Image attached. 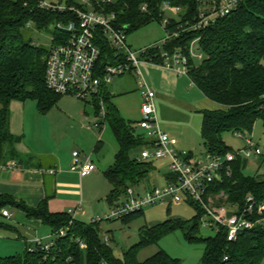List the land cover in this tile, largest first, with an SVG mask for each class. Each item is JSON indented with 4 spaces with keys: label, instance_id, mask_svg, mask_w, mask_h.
<instances>
[{
    "label": "trees",
    "instance_id": "1",
    "mask_svg": "<svg viewBox=\"0 0 264 264\" xmlns=\"http://www.w3.org/2000/svg\"><path fill=\"white\" fill-rule=\"evenodd\" d=\"M90 1L95 10L114 14L115 27L127 35L155 22L162 25L166 5L180 9L177 15H169L170 23L165 28V32H176L178 37L172 38L164 49L172 52L181 49L189 55L192 43L199 39L204 59L199 65L190 61V80L205 98L221 106L218 110L201 112V136L208 154L234 151L223 140V134L250 135L258 121L264 126V0H239L236 10L198 32L191 26L198 21L204 8L202 0H121L118 4L100 7ZM61 5L86 10L82 0H61ZM77 20L72 11L41 7V0H0V167L20 159L16 145L21 138L14 136L10 129L11 103L34 101L41 113H47L61 98L46 87V65L52 48L65 44L69 34L55 28L53 45L45 49L35 45L29 37L30 26L47 31L58 24L68 25ZM97 34L101 50L99 64L104 69L117 63L118 58L102 31ZM103 97L105 121L119 145L114 164L104 173L111 186L106 201L113 207L126 198L129 188L141 187L156 167L155 162L135 161L133 154L149 147L150 142L136 136V124L121 117L106 88ZM93 103L99 115L98 103ZM98 124L101 127L104 122ZM248 164V160L238 159L232 165L231 176H225L215 185L214 192H224L231 206L243 208L249 195L254 196L257 204H264V174L246 175ZM189 206L196 212L192 220L169 219L153 227H144L139 243L125 251L122 258H117L111 248V238L109 244L105 242L104 221L84 223L67 212L52 213L48 198L34 208L22 200L0 196V212L14 207L28 218L40 220L51 229L53 236L61 230L67 231L65 237H56L49 252L27 249L21 255L0 256V264H183L164 250L140 260L143 250L178 231L189 244L204 246L200 264H263L264 230L245 233L232 243L227 241L225 230L204 238L200 232L205 215L195 204ZM143 217L144 210L118 221L128 225Z\"/></svg>",
    "mask_w": 264,
    "mask_h": 264
},
{
    "label": "built area",
    "instance_id": "2",
    "mask_svg": "<svg viewBox=\"0 0 264 264\" xmlns=\"http://www.w3.org/2000/svg\"><path fill=\"white\" fill-rule=\"evenodd\" d=\"M204 8L198 17V21L191 26L193 31H200L208 26L224 19L237 9L239 0H215L204 1ZM99 7L111 4L109 0H93ZM82 5L86 10L54 5L41 0V7L64 12L66 10L74 12L78 20L68 25L58 24L57 29L69 34L68 41L60 46L52 48L46 65L45 84L49 91L60 96H73L79 101L88 103L97 102L100 113L106 118V105L104 100V90L115 77L123 76L128 72H135L141 90L142 120L136 124V128L146 133V139L150 146L142 148L139 155L135 156V161L161 162L169 168L171 178L167 180L168 185L161 188H153L142 194L136 192L138 187L127 190L126 198L119 204L111 207L110 214L106 216V221L123 220L132 214L143 211L155 205H181L190 203L198 206L204 213L202 228L214 231L215 234L221 230L227 232V241L232 243L238 238L256 229L264 230V204H257L254 196L246 198L245 206H231L227 203V196L224 192H214L215 185L221 183L224 177L231 176L232 165L238 159L258 160L263 155V150L259 144L248 135L236 133V137L243 141L242 148L226 154L211 155L196 154L178 149L179 142L171 138L162 129L157 117L156 93L147 84L140 71V65L145 63L162 68L178 77L190 80L191 48L189 55L181 49L168 51L164 47L175 37L176 32L166 33V37L161 43H155L140 50H133L128 44L127 34L124 30L115 27L116 19L114 14L105 11H97L92 7L90 0H82ZM165 12L177 15L179 8L165 6ZM169 17L165 18L163 24L165 28L169 25ZM98 31H102L110 47L116 52L118 62L108 65L104 69L100 67L101 50L98 45ZM198 59L203 61L204 55H198ZM191 81V80H190ZM105 124V123H104ZM104 126V125H103ZM103 126L96 124L98 130ZM70 172L77 174L81 178L92 175L97 169L90 158L82 156L79 152L72 155ZM5 169H15L16 164H9L1 167ZM140 188V187H139ZM76 212L69 214L73 219ZM232 213L230 217L229 214ZM4 217H10L7 210L2 212ZM103 220L95 219L93 222ZM66 230H61L55 237H65ZM105 242L110 243L108 235ZM53 243L44 244L42 240L36 239L29 252L43 251L49 252ZM82 247L84 245L82 244Z\"/></svg>",
    "mask_w": 264,
    "mask_h": 264
},
{
    "label": "rangeland",
    "instance_id": "3",
    "mask_svg": "<svg viewBox=\"0 0 264 264\" xmlns=\"http://www.w3.org/2000/svg\"><path fill=\"white\" fill-rule=\"evenodd\" d=\"M109 1L111 4H118L121 0ZM168 14L169 13L165 14V18L169 17ZM55 28L56 27L53 26L47 31H39L31 25L28 35L35 45L50 49L53 45V31ZM165 37L164 24L161 25L157 22L127 35L128 44L133 50H140L155 43H161ZM201 53L202 51L199 43L194 42L191 48V57L196 65L202 62L198 59V55ZM140 71L147 84L156 94L161 92V94L168 97V99L175 98L179 100L177 101L176 114L174 115L175 123L173 122L176 126V130L178 133L185 135L190 142L194 143L196 148L194 149L197 150L198 154H206L201 136L202 116L199 112L202 110H209L208 108L210 106L214 107L217 106V104L204 98L196 87H192L188 78H180L171 72L162 70V68L145 63L140 65ZM163 73L169 77L165 78ZM178 78L183 80H179ZM106 89L112 97V104L118 109L121 117L125 121L137 124L142 120L141 90L135 72H128L123 76L115 77ZM26 103L27 105H35V110L29 115L28 125L34 130V133H36L34 138H38L39 142L43 143V146H50L51 143H60V141H63L66 150H70V153H72L71 155H73L74 152H79L82 156L92 158L97 165H99V163L102 165L106 164L105 169H102L101 165H99L98 173L101 174V177H95L86 184V180L84 181V191L90 206H95L94 210L99 213L95 219L99 218L104 221L102 223L103 233L111 238V248L117 258H122L125 251L139 243V234L144 227H153L169 219L189 221L196 216L194 208L187 204H158L144 209V217L128 225L124 224L122 221H106V216L110 214L111 209L106 201V197L110 193L111 186L105 179L104 173L108 170L109 166L113 164L119 145L108 123L104 120V116L101 113L96 116L94 103L92 101L85 103L69 95L61 96L58 103L47 113H41L34 101H28ZM190 105H192L191 107L193 109L188 108ZM217 107L221 108L219 105ZM156 108L161 129L171 138H176L174 136H178L177 133L171 134L166 130L167 127L164 125L163 115L159 110L157 95ZM86 114L90 115L88 117L93 120L92 123L89 124L86 121ZM166 118H168V116H166ZM101 121L105 123L102 131L96 128V124ZM90 127L92 128L90 129ZM91 131L96 132L97 141L93 143L90 140V142H88L89 144H87V137L92 139L90 134ZM136 136L146 138V133L136 128ZM248 136L252 137L259 144L260 148L263 150V155L258 160L253 159L249 161L245 174L248 176L262 175L264 174L263 122L258 121L254 127L253 133ZM100 139L104 142V147L98 152L96 149ZM176 140L179 139L176 138ZM223 140L234 150L242 148L244 144L233 132L223 134ZM83 141H86L85 144ZM91 142L94 146L92 148L90 147V149H86L84 146L90 145ZM83 144L84 146H82ZM74 149L75 151H73ZM179 150L188 152L193 151L185 149ZM139 152L133 154V156L139 155ZM154 164L156 167L155 171L152 172L150 177L143 182L136 192L138 191L144 194L150 189L161 188L168 185L167 180L168 177L171 176L169 168L161 162H155ZM81 208L83 210L85 206L82 205ZM79 220L81 222L87 221V219L81 218ZM200 235L207 238L214 236L215 232L202 228ZM53 239L55 241L56 237L54 236ZM47 243L48 242H45L44 244ZM160 250H164L171 257L181 260L183 264H200L204 255V246L189 244L185 240L183 234L178 231L164 237L157 245L143 250L140 255V260L144 261L150 258Z\"/></svg>",
    "mask_w": 264,
    "mask_h": 264
},
{
    "label": "crops",
    "instance_id": "4",
    "mask_svg": "<svg viewBox=\"0 0 264 264\" xmlns=\"http://www.w3.org/2000/svg\"><path fill=\"white\" fill-rule=\"evenodd\" d=\"M45 1L50 4L61 5V0ZM163 76L165 78L169 77L165 73H163ZM180 78L178 79L183 80ZM190 84H192V82ZM192 87L195 86L192 84ZM156 95L159 102V110L164 118V125L167 127V129L165 128L167 132L178 134V136L175 135L174 137L180 140H177L179 141V149L193 150L195 148L194 143L190 142L185 135L178 133L174 124V115L176 114L177 101L179 100L175 98L168 99V97L162 95L161 92H158ZM202 96L204 95L202 94ZM191 106L192 105L188 106V108L193 109ZM217 106H210L208 109H221ZM33 110H35V105H27L26 102L13 101L11 103L10 129L14 136L21 138V141L16 145V150L20 155V159L10 162L11 164H16L15 169L0 167V196H9L22 200L28 206L34 208L38 207L48 198L50 212L70 213L72 211H78L75 218L77 221H80L79 219L81 218L87 219L84 223L93 222L99 213L94 210L95 206H90L85 197L84 181L86 180V184L95 177H101V174L98 173L99 165H101L102 169H105L106 164L102 165L99 163V165H97L96 162L90 158L97 169L92 175L81 178L77 174L71 173L72 153H70V150H66L63 141H60V143H51L50 146L45 144V146H43V143L39 142L38 138H34L36 133H34V130L28 125L29 115ZM202 111L199 112L201 116ZM86 116V121L89 124L92 123L93 120L88 117L90 115L86 114ZM166 116H168V118H166ZM91 128L92 127H90V129ZM90 134L92 139L87 137V144H89L88 142H90V140L93 143L97 141L96 132L91 131ZM83 142L85 144L86 141ZM92 142L90 145L84 146L83 144L82 146L86 149H90V147L92 148L94 146ZM99 143H101L100 148H98V150L96 149L98 152L104 147V142L101 139ZM195 149L192 152L198 153ZM73 151H75V149ZM111 166H109V168ZM82 205L85 206L83 210L81 208ZM4 210L9 211L10 217H4L2 215ZM53 237L49 227L45 226L40 220L28 218L23 211L17 210L14 207H6L0 212V256L21 255L33 246L36 239L42 240L43 243L48 242L47 244H50L54 242Z\"/></svg>",
    "mask_w": 264,
    "mask_h": 264
},
{
    "label": "water",
    "instance_id": "5",
    "mask_svg": "<svg viewBox=\"0 0 264 264\" xmlns=\"http://www.w3.org/2000/svg\"><path fill=\"white\" fill-rule=\"evenodd\" d=\"M229 216L231 217L232 216V213H230Z\"/></svg>",
    "mask_w": 264,
    "mask_h": 264
}]
</instances>
